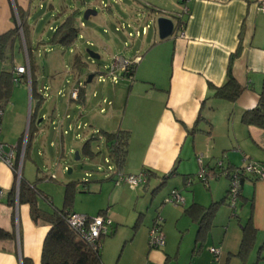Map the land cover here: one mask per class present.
<instances>
[{
    "label": "crops",
    "instance_id": "crops-1",
    "mask_svg": "<svg viewBox=\"0 0 264 264\" xmlns=\"http://www.w3.org/2000/svg\"><path fill=\"white\" fill-rule=\"evenodd\" d=\"M37 2L39 0H0V34L14 28L16 5L24 13L28 28ZM262 2L264 0H189L185 38L180 37L174 28L171 36L160 40L157 25L154 24L152 36L142 39L138 49L131 55H123L126 58L139 57V61L134 64L133 76L127 77L129 88L115 87L110 113L104 117L106 121L97 122L101 126L100 130L115 132L120 129L130 133L127 159L122 170L133 174L147 169L151 174L145 185L133 189L125 183L116 185L113 181L114 184L109 185L107 191L106 205H100L97 210L72 208L74 212L90 216L103 213L112 221L111 234L101 240L102 264H264V259L257 261L258 248L264 244V179L246 177L243 180L237 199V215L233 216L226 203L227 178L218 177L209 181L206 187L191 176L197 164V155L202 156L204 167H211L218 160L233 167H242L248 160L264 164V129L244 124L240 116L243 111L257 104L260 88L264 84ZM61 6L59 10L62 17L56 20L55 25L48 26L49 36L67 15V10L63 13ZM50 7L53 8V5ZM64 7L72 8V5ZM123 11L128 14L126 26L131 27L139 37L147 35L151 29L149 23H141L139 16L148 14L154 23L156 18L165 16L175 25L179 4L178 0H130ZM77 23L80 30L84 25L79 17ZM31 32L30 36L34 33L32 42L36 40L39 45L48 44L49 36L44 41L34 31ZM21 44L19 36H16L11 45V65L6 59L0 62V69L7 64L11 69L24 63ZM237 49L238 56L232 59L230 65V58ZM228 66L235 80L243 87L242 93L233 102L213 97L209 88V85L220 86L226 81ZM50 83L43 84L49 90L47 98L54 97L55 100L48 118L56 126L54 137L59 140L57 151L63 154L66 151L64 135L68 132L64 134L62 131L68 130L72 123L79 124L75 123L77 119L71 122V116L65 112L69 98L64 97L65 104L57 100L56 96L61 94L60 84L54 78ZM38 84L36 87L42 94ZM2 100L5 103L2 101L4 104L0 108V139L6 146L20 144L24 133V117L20 115L19 120L15 119L13 123L9 114H6L11 108L9 106H12L8 103L9 96ZM5 105L7 109L3 111ZM91 110L98 111L94 108ZM39 113L28 149L31 162L26 166L24 159L21 160L20 175L29 183L39 177L43 180L52 179L51 175L40 172L33 157L36 148V154L45 155L37 144L45 143L47 138L40 125L46 113ZM198 116L202 118L197 123L198 130L191 134L188 130ZM57 123L61 125L57 126ZM77 134L74 136L79 138ZM49 146H55V142L50 141ZM189 176L194 177L190 184L185 180ZM16 178L12 169L0 162V189L3 191L0 198V228L13 236L0 239V264H23L22 259L27 260L25 264H40L42 243L50 225L41 221L33 222L28 203L9 205L8 192ZM98 184L99 191H102L105 184ZM160 184L171 185L167 196H162L160 204L155 206L156 218L162 219L161 230L165 243L159 248H151L147 241L153 219L146 222L139 218L145 215L148 203L153 202L158 195L160 188L156 192L152 191ZM36 186L49 197L40 184ZM171 190L180 193L183 200L180 204L165 202L170 198ZM42 200L38 198V205L45 210L50 209L42 205ZM193 203L205 207L219 203L205 236L200 238L196 237L197 223L184 213V209ZM249 216L257 231V239L247 261L243 263L234 253L241 240L240 226ZM167 223H174L184 234L185 245L181 243L172 249L163 231ZM197 247V253L193 252ZM212 247L219 252L217 258L210 251Z\"/></svg>",
    "mask_w": 264,
    "mask_h": 264
},
{
    "label": "rangeland",
    "instance_id": "rangeland-1",
    "mask_svg": "<svg viewBox=\"0 0 264 264\" xmlns=\"http://www.w3.org/2000/svg\"><path fill=\"white\" fill-rule=\"evenodd\" d=\"M129 1L130 0H39V2H37L38 5H35L37 8L35 7L36 9L33 11L32 18L28 21L29 29L27 28V24L24 26L26 40L33 61L34 76L37 78L39 88L42 89L40 92L42 93L41 95L44 101L40 111L46 113V116L40 121V125L43 127V132H45L47 138L45 143L43 141V143L37 144V147L43 150L45 155L36 154V148L34 149L35 153L33 157L37 167L40 168V172L53 176L52 179L47 180L45 178L43 180L39 177L36 181V185L40 184L44 188H42L45 190L44 192H48L47 194L52 199L54 207L61 208L65 199V184H70L72 185L71 208L76 210H78V208H90L92 211L97 210V207L100 205H106V195L109 185L114 184L112 180L113 176L111 172L108 171V166H111L114 171L117 169L110 161L106 162L105 158L107 154L103 141L96 137L94 142L92 141L90 143L91 149L97 152L94 158H90L83 152L82 145L93 136L91 135L92 130L95 128L97 129V131H94V136L100 131L101 126L97 121H106L104 117L106 118L110 113L109 109L112 106L109 105V103L113 102L115 98L113 97L115 87L119 86L127 89L130 85L127 84V77L119 78L116 83H113L110 78L106 76L105 72L110 65L111 58L115 57V55H131L138 49L142 39H149L152 36L153 26L156 24L151 21L148 14L143 15V17L139 16L141 18V23L143 25L149 23L151 29L148 30L147 35H140L137 37L134 31H132V28L126 26L128 23V14L123 11V8ZM50 5H53V8H51ZM60 5H62L61 8L63 13L66 10L68 13L76 8H80L81 10L79 21H81L84 26L79 30L77 41L66 48L60 44L50 45L48 43L45 46L42 44L39 45L35 39V41L32 42L31 39L34 33L30 36L31 30L44 41L47 40L50 33L48 26L55 25L57 22L56 20H60L62 17L59 10ZM64 5H72V8L64 7L63 9ZM87 7L93 8L97 14L90 15L89 19L85 20L83 19L82 11ZM15 16L19 29V38L22 41L21 49L24 52L23 62H27L28 64V54L26 52L25 40L23 37V28L21 27L19 17L17 20V14H15ZM128 26L131 25L129 24ZM128 32H131V34L129 35ZM90 49L97 53L99 57L94 58L90 56L88 53ZM75 56H78L81 63L73 66L72 60ZM82 62L84 63L82 64ZM6 67L8 68L9 65L7 64ZM28 67V73L25 75L24 81H22V79L18 84L14 83L11 89L12 92L9 95L8 103L12 106H9L11 108H8L9 111L6 113L9 114V118L13 120V123H15V119L19 120L18 117H20V115L24 117L23 136L25 135L27 127V110L29 108L31 111L33 104L30 94L31 76L29 64ZM91 73L94 74V76L92 81L88 83L86 79ZM100 76L103 78L102 80L99 79ZM53 78L56 79V82H58L57 84H60L61 94L56 96L60 104H65L64 97L68 99V92L73 85L79 87L83 86L86 94V96H84V102L77 103L69 99L70 101L68 100V104L65 107V112L71 116L69 120L73 122L77 119L75 123L80 125V129L76 130L74 128L76 125L72 123L74 126H71L68 134L64 135L63 145L66 151L63 154L60 153L61 151H57L59 149V140L54 137L56 126L51 124L48 118L55 100L54 97L50 99L47 98V92H49V90L43 87L45 83L51 85L50 82ZM103 99L109 100V103L104 104L102 102ZM98 106L103 107V109H100ZM93 108L98 111H92L91 109ZM6 109L7 107L5 105L3 111ZM84 124H86V126L82 127ZM76 133L79 134V138L74 136ZM23 140L24 138L22 139V144ZM50 141H54L55 146H49ZM70 147H72V149L69 152ZM76 151H78L79 154L77 159L75 158ZM28 153H30V150ZM24 162L26 166L31 162L29 154L25 156ZM68 168L70 172H67ZM120 171L125 172L122 169H120ZM197 171L198 167L195 163V170L191 176H194ZM98 183L105 184L102 191H99ZM170 186L169 184H162L160 186V193L158 192L153 202L148 203V208L144 213L145 215L139 219H144L146 222L153 219L151 225L153 224L157 216L155 206L160 204L162 196H167ZM42 201V205L45 208H51L46 201ZM163 231L167 235L169 239L168 242H170L172 249L179 246L181 243L185 245L186 241L183 240L184 234L177 229L174 223H167Z\"/></svg>",
    "mask_w": 264,
    "mask_h": 264
},
{
    "label": "trees",
    "instance_id": "trees-1",
    "mask_svg": "<svg viewBox=\"0 0 264 264\" xmlns=\"http://www.w3.org/2000/svg\"><path fill=\"white\" fill-rule=\"evenodd\" d=\"M16 14L19 17L21 22V27L23 28V37L25 40L26 45V52L28 54V64L30 65V76H31V84H30V94H31V101L32 109L30 111V118H29V128L26 135V143L24 147L23 158L27 156L28 149L30 144L33 140L34 135V127L37 117L40 116V109L43 103V98L38 91L37 86V78L34 76V67L33 61L31 58V52L29 45L26 40V32L24 26L25 24V15L21 12L20 8L16 5L15 7ZM67 15L63 19L61 23L57 25L51 32L48 43L50 45L60 44L63 47H70L77 41L78 33H79V25L77 23L78 17L81 15V10L76 8L71 10L70 12L66 13ZM15 20V26L13 29L0 34V62H4L8 59V63L10 64L9 59H11V48L13 39L16 36H19V29ZM239 49L235 52L234 56L230 58V65L231 61L234 57L238 56ZM73 66L80 64V59L78 56H75L72 60ZM84 62H82L83 64ZM11 65V64H10ZM15 67V66H14ZM14 67L10 68H2L0 69V108L5 103L2 99H7V97L12 92V87L14 85L13 82V69ZM133 68L134 65L130 68V73L126 75V77L133 76ZM24 77V76H23ZM226 81L220 86H212L209 85V88L212 90L213 97H218L225 101L233 102L235 101L239 95L242 93L243 87L235 80L232 69L228 66V71L226 75ZM84 87H80L78 102H84ZM4 103H3V102ZM241 121L246 125H255L259 128L264 129V84H262L260 88L259 98L257 104L252 107V109L245 110L241 113ZM1 117V115H0ZM202 119L200 116L197 117V120L193 124L192 128L188 130L191 134L194 131L198 130L197 123ZM23 136V135H22ZM22 136H21V143L16 145V158L14 161V167L12 169L13 173L15 174L16 167H18V158L21 152V144H22ZM99 138L103 141L104 147L106 148V154L108 159L111 163H113L116 167V171H120L123 168L124 163L126 161V156L128 153V143L130 139V133L126 130H120L115 132L103 131L100 130L98 134L95 136L93 135L87 141H85L82 145L83 152L88 155L90 158H94L97 152H94L91 147L90 143L95 138ZM264 165V164H262ZM149 171V170H148ZM151 172L149 171V175ZM16 176V175H15ZM256 179V178H255ZM29 183L27 182L22 176L19 179L18 183V192L16 198V179H14L11 189L8 192L7 200L9 205L18 203L24 204L28 203L29 211L31 215V219L33 222L37 223V221L44 222L50 225L49 230L45 234V238L42 243V251L40 257V264H102V259L100 257V250H101V240L104 238L102 237L100 240V247L98 251H93L88 245H85L81 240H79L75 234H72L69 230L66 222L64 219L66 218L67 214L73 212L71 208L72 204V194H71V186L70 184H65V192H64V203L61 208H57L53 206L51 198L46 196L42 193L36 186V181ZM161 184L155 188L153 192L158 191ZM38 198L44 199L47 204L51 206L50 209L45 210L38 205ZM219 203H212L207 207L202 206L197 203H193L189 207L184 209L185 215L191 218L194 223H197L198 230L196 233V237L200 238L201 236H205L206 231L208 230L209 225L211 224V220L214 217V212ZM241 235H240V243L237 248V252L234 253L243 263H245L252 252L255 243H256V234L257 231L252 225L251 216L245 221L244 224L241 226ZM111 232L108 234L110 235ZM12 234L6 230L0 228V239L1 238H12ZM198 247L195 248V253H197ZM258 256L257 261L264 259V244H261L258 248ZM23 264L26 263L27 260L22 259Z\"/></svg>",
    "mask_w": 264,
    "mask_h": 264
},
{
    "label": "built area",
    "instance_id": "built-area-1",
    "mask_svg": "<svg viewBox=\"0 0 264 264\" xmlns=\"http://www.w3.org/2000/svg\"><path fill=\"white\" fill-rule=\"evenodd\" d=\"M189 0H178L179 4V11L176 12V22L174 25L175 30L177 31L178 35L182 38L186 37L185 33V18L189 14V8L187 6V2ZM261 8L264 9V2L261 4ZM16 14V13H15ZM18 20V16H17ZM18 26V24H17ZM137 34V31H136ZM110 65L106 69V76L110 78V80L113 83H116L117 79L120 77H124L130 73V68L139 61V57H133V58H126L123 55H115V57H112L110 60ZM28 64L23 63L19 64L18 66H15L13 69V82L15 84H18L19 81L24 79L25 75L28 73ZM24 76V77H23ZM99 79H103L101 76ZM79 82V81H78ZM29 87V86H28ZM80 87L73 85L72 88L68 92V98L72 101L78 102ZM102 102L109 103V100L103 99ZM110 105V103H109ZM102 109V108H100ZM1 114V111H0ZM61 124L57 123V126H60ZM73 126V125H71ZM69 126L68 130H63L62 132L66 134L69 132V129L71 128ZM86 126V124L84 125ZM73 128V127H72ZM75 128V127H74ZM77 129H80L79 125H76ZM94 131H97L96 129L92 130V134L94 135ZM1 132V127H0ZM27 135V133H26ZM25 135V138H26ZM79 136V134H77ZM24 138V136H23ZM24 141V140H23ZM26 142V141H25ZM24 147L25 143L21 145V154L18 159V167H16L15 175L16 178V188L19 183V179L21 177L20 170H21V160L24 153ZM16 145H9L6 146L2 140L0 139V162L6 164L8 168L13 169L14 167V161L16 158V151H15ZM201 155L196 156V162L198 165V171L194 175L196 179H198L204 186L207 187L209 181L218 179V177H225L228 179V192L226 196V203L228 204V207L230 209V215L236 216V212L238 210V202L237 199L239 195L241 194V184L243 180L246 177H252L256 179H264V165H262L260 162L256 160H248L246 161L242 167H233L228 166L222 163L221 160H218L215 162L213 166H206L204 167L202 165L201 161ZM106 162H109L110 160L108 157L105 158ZM108 171L111 172L113 176V181L116 183V185H120L121 183L127 184L131 189L140 187L142 185H145L147 178L149 177V171L147 169L141 170L137 173H126L123 171H114L111 166H108ZM53 178V176H50ZM194 177H187L186 183L190 184ZM170 198L166 199L165 202H170L173 204H180L183 200L179 192L176 190L170 191ZM3 194V191L0 189V198ZM161 218L157 217L153 224L149 227V233H148V241L149 246L151 248H159L161 245H163L164 242V235L161 230ZM64 222H66L69 230L72 234H75L76 237L81 240L85 245H88L93 251H98L100 245V240L102 237L107 236L110 232V226L112 224V221L109 220V218L103 214L99 213L96 216H90L88 214L83 213H77V212H70L67 214L66 218L64 219ZM210 251L213 252L215 257L217 258L219 252L215 247L210 248Z\"/></svg>",
    "mask_w": 264,
    "mask_h": 264
},
{
    "label": "water",
    "instance_id": "water-1",
    "mask_svg": "<svg viewBox=\"0 0 264 264\" xmlns=\"http://www.w3.org/2000/svg\"><path fill=\"white\" fill-rule=\"evenodd\" d=\"M82 14H83V19L87 20V19H89L90 15H96L97 12L93 8L87 7L82 11ZM155 22L157 25V34H158L160 40H163V38H167V37L172 35L173 30H174V22L170 18L165 17V16L158 17V18H156ZM88 53L90 56H92L94 58L99 57V55L97 53L93 52L91 49L88 50ZM92 77H93V74L91 73L90 75H88L86 82L89 83L91 81ZM28 113H29V115H28V121L26 124L27 128L25 131V135H26L28 128H29L28 124H29V118H30V110ZM25 135H24L23 143H25V141H26ZM78 157H79V154H78V151H76L75 152V158L77 159ZM67 172H70V169H67ZM17 192H18V186L16 188V198H17Z\"/></svg>",
    "mask_w": 264,
    "mask_h": 264
}]
</instances>
